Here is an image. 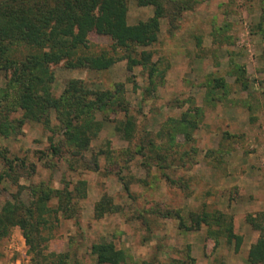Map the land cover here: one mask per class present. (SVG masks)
Instances as JSON below:
<instances>
[{
  "label": "rangeland",
  "instance_id": "1",
  "mask_svg": "<svg viewBox=\"0 0 264 264\" xmlns=\"http://www.w3.org/2000/svg\"><path fill=\"white\" fill-rule=\"evenodd\" d=\"M154 10L129 0L127 24ZM163 12L150 46L114 49L109 37L89 34L85 54L116 58L106 70L49 67L55 98L71 80L112 95L93 112L98 129L82 148L67 136L79 122L67 128L61 112L49 111L48 123L24 120L0 68V120L13 128L0 138V174L2 153L19 165L16 183L0 186V209L18 196L32 206L38 189L52 191L55 211L40 226V258L14 227L0 241V264H97L96 243L121 251L122 264H249L259 232L246 219L264 222V0H165ZM127 54L149 62L130 66ZM201 213L207 223L195 227ZM218 213L238 247L218 234Z\"/></svg>",
  "mask_w": 264,
  "mask_h": 264
},
{
  "label": "trees",
  "instance_id": "2",
  "mask_svg": "<svg viewBox=\"0 0 264 264\" xmlns=\"http://www.w3.org/2000/svg\"><path fill=\"white\" fill-rule=\"evenodd\" d=\"M128 1L0 0V68L10 73L9 88L15 91L12 105L14 109L23 111L24 120L43 118L48 123L49 111L61 112L65 115L67 128L73 125L74 120L79 122L76 133L67 132L74 146H85L90 131L98 129L99 123L94 119L93 112H99L113 103L112 95L107 92H91L81 81L71 80L62 96L55 98L51 93L53 74L49 67L66 62L69 68L102 71L115 64L116 58L104 53H84L88 49V36L91 33L109 37L114 49L154 44L158 39V20L164 14L165 0H132L139 7H155L152 17L136 25L127 24ZM16 49L29 52L23 58L16 57L13 54ZM126 59L130 66L149 62L148 55L137 61L127 54ZM215 83L221 86L223 80H215ZM23 119L20 121L24 122ZM11 128L8 120H0V138L7 137ZM185 134L189 137L188 133ZM53 153L59 154L60 151L53 148ZM2 158L7 169L3 175L0 174V186L6 178L16 183L17 176L14 174L15 168L19 167L16 164L18 159L11 160L3 153ZM20 166L24 168L23 160L20 161ZM51 193L52 191L33 190L32 206L23 204L19 196L14 198L13 203L6 201L0 209V241L9 237L14 227H19L30 252L40 258L42 252L38 243L43 239L40 226L48 224L45 216L55 213L47 207ZM218 216V234H222L228 241L235 239L238 247L241 237L233 233L231 221L227 217L223 218L220 213ZM208 217L207 214H196L192 221L197 227L199 222L207 223ZM246 220L259 232L258 239L250 246L247 261L249 264H264L263 218L249 216ZM90 251L97 264L124 262L122 252L115 250L109 243L93 244ZM59 258L55 264H62L61 257Z\"/></svg>",
  "mask_w": 264,
  "mask_h": 264
}]
</instances>
